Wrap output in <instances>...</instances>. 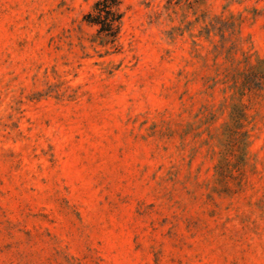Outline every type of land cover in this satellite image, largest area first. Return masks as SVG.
Masks as SVG:
<instances>
[{
    "label": "rangeland",
    "instance_id": "obj_1",
    "mask_svg": "<svg viewBox=\"0 0 264 264\" xmlns=\"http://www.w3.org/2000/svg\"><path fill=\"white\" fill-rule=\"evenodd\" d=\"M0 0V264H264V0Z\"/></svg>",
    "mask_w": 264,
    "mask_h": 264
},
{
    "label": "trees",
    "instance_id": "obj_2",
    "mask_svg": "<svg viewBox=\"0 0 264 264\" xmlns=\"http://www.w3.org/2000/svg\"><path fill=\"white\" fill-rule=\"evenodd\" d=\"M118 4L119 0H98L94 4L93 12L86 15L87 21L98 26V34L106 41H112L118 33L121 18L116 10Z\"/></svg>",
    "mask_w": 264,
    "mask_h": 264
}]
</instances>
